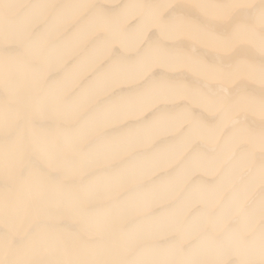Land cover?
<instances>
[{"label": "bare ground", "instance_id": "1", "mask_svg": "<svg viewBox=\"0 0 264 264\" xmlns=\"http://www.w3.org/2000/svg\"><path fill=\"white\" fill-rule=\"evenodd\" d=\"M0 264H264V0H0Z\"/></svg>", "mask_w": 264, "mask_h": 264}]
</instances>
